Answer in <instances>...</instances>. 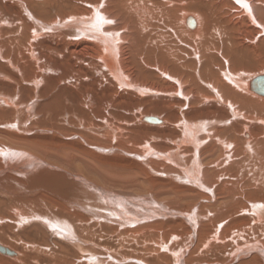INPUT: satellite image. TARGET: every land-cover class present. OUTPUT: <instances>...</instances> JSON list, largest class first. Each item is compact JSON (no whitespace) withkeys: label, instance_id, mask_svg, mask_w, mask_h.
<instances>
[{"label":"bare ground","instance_id":"1","mask_svg":"<svg viewBox=\"0 0 264 264\" xmlns=\"http://www.w3.org/2000/svg\"><path fill=\"white\" fill-rule=\"evenodd\" d=\"M259 80L264 0H0V264H264Z\"/></svg>","mask_w":264,"mask_h":264},{"label":"water","instance_id":"2","mask_svg":"<svg viewBox=\"0 0 264 264\" xmlns=\"http://www.w3.org/2000/svg\"><path fill=\"white\" fill-rule=\"evenodd\" d=\"M258 82L259 83H258L257 91L264 94V82H261L260 80ZM0 253L7 255V256H12L14 254L12 251H10V250L2 247V246H0Z\"/></svg>","mask_w":264,"mask_h":264},{"label":"rangeland","instance_id":"3","mask_svg":"<svg viewBox=\"0 0 264 264\" xmlns=\"http://www.w3.org/2000/svg\"><path fill=\"white\" fill-rule=\"evenodd\" d=\"M10 248V247H9ZM11 250H14V249H11ZM14 252H16V250H14ZM4 257V256H3Z\"/></svg>","mask_w":264,"mask_h":264},{"label":"snow or ice","instance_id":"4","mask_svg":"<svg viewBox=\"0 0 264 264\" xmlns=\"http://www.w3.org/2000/svg\"><path fill=\"white\" fill-rule=\"evenodd\" d=\"M108 23H111V21H108Z\"/></svg>","mask_w":264,"mask_h":264}]
</instances>
